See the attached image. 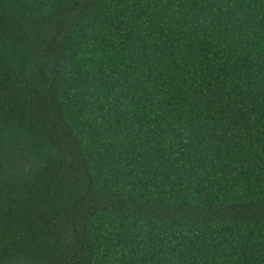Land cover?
<instances>
[{"label":"trees","instance_id":"trees-1","mask_svg":"<svg viewBox=\"0 0 264 264\" xmlns=\"http://www.w3.org/2000/svg\"><path fill=\"white\" fill-rule=\"evenodd\" d=\"M0 264H264V0H0Z\"/></svg>","mask_w":264,"mask_h":264}]
</instances>
